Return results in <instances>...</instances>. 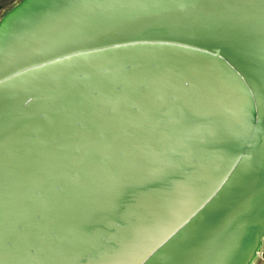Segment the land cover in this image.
Segmentation results:
<instances>
[{"label": "water", "instance_id": "water-1", "mask_svg": "<svg viewBox=\"0 0 264 264\" xmlns=\"http://www.w3.org/2000/svg\"><path fill=\"white\" fill-rule=\"evenodd\" d=\"M263 237L264 0L3 16L0 264H252Z\"/></svg>", "mask_w": 264, "mask_h": 264}, {"label": "rangeland", "instance_id": "rangeland-1", "mask_svg": "<svg viewBox=\"0 0 264 264\" xmlns=\"http://www.w3.org/2000/svg\"><path fill=\"white\" fill-rule=\"evenodd\" d=\"M22 0H0V20L3 18V16L11 10L15 5L20 3ZM264 248L260 252V256L254 262V264H264ZM263 259V260H262Z\"/></svg>", "mask_w": 264, "mask_h": 264}, {"label": "bare ground", "instance_id": "bare-ground-1", "mask_svg": "<svg viewBox=\"0 0 264 264\" xmlns=\"http://www.w3.org/2000/svg\"><path fill=\"white\" fill-rule=\"evenodd\" d=\"M262 247H264V237H263V240H262ZM262 247H261V248H262ZM261 251H262V250H261ZM261 251H259V252L257 253L256 258H255V260L253 261L252 264H254V262H256V260H257L258 257L260 256V252H261ZM263 259H264V258H263ZM263 259H262V260H263Z\"/></svg>", "mask_w": 264, "mask_h": 264}]
</instances>
